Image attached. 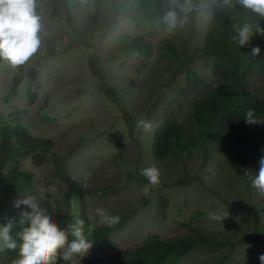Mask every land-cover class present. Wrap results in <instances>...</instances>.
Wrapping results in <instances>:
<instances>
[{"label":"rangeland","instance_id":"rangeland-1","mask_svg":"<svg viewBox=\"0 0 264 264\" xmlns=\"http://www.w3.org/2000/svg\"><path fill=\"white\" fill-rule=\"evenodd\" d=\"M137 1L38 0L44 25L41 47L16 69L0 62V116L53 142L51 152L66 160L82 189L91 226H105L97 208L125 217L102 246L89 250L88 260L109 264L116 251L139 247L157 234L163 240H209L194 246L179 264H261L264 198L244 171L239 176L236 157L220 154L215 141L200 138L178 162L173 157L156 161L151 154L166 114L176 117L184 139L196 136L191 104L216 83L210 59L195 52L202 49L206 27L223 0H194L183 30L169 33L164 24L152 36L135 22L141 16ZM120 35L130 43L137 35L144 37L145 56L138 60L129 53L120 45ZM163 39L173 43L179 61L165 56ZM186 67L198 81L187 78ZM246 88L252 97L264 96L263 81L252 79ZM29 89L36 92L33 102L26 96ZM141 119L151 123L150 130L137 126ZM241 152L251 163L245 169L258 174L260 164L254 170V159L246 149ZM48 157L36 165L24 155L21 165L31 172L38 191L30 198L56 222L60 185ZM152 166L161 174L156 187L141 175ZM24 209L31 211L27 205ZM213 214L227 216L212 219ZM67 225L61 228L67 230Z\"/></svg>","mask_w":264,"mask_h":264},{"label":"trees","instance_id":"trees-1","mask_svg":"<svg viewBox=\"0 0 264 264\" xmlns=\"http://www.w3.org/2000/svg\"><path fill=\"white\" fill-rule=\"evenodd\" d=\"M161 0H138L136 10L141 13L135 17V22L143 26L146 36L156 34L164 26L161 19ZM258 17L250 12L243 11L239 6L227 7L224 3L212 14L203 35L202 49L196 51L210 59V73L215 79L216 86L206 89L204 95L191 104L192 117L197 124L195 137L184 139L182 128L176 117L170 113L164 116L162 124L154 135L151 154L156 161H163L173 157L176 162L184 152L190 153L196 147L197 139L202 142L215 141L219 153L232 154L241 165L239 176H242L246 167L251 166L247 150L251 159H254V170H258L257 162L264 155V124L248 125L244 120L248 109H253L256 117L264 121V96H251L246 85L252 79L264 82V37L254 35L252 45L261 48L260 55L253 57L249 54V47L240 48L231 37L235 35L233 24L243 25L248 22L257 23ZM264 26V21H261ZM120 35L125 49H129L134 57L142 59L147 53L148 45L144 37L137 35L131 43L130 38ZM161 47L168 59L179 61L175 47L169 40H161ZM188 79L195 78L194 72L186 67ZM198 81V79H193ZM27 99L33 102L36 92L27 90ZM53 142L48 139L33 137L25 129L12 120L0 116V225L6 219L14 218L16 227L13 236L18 240V233L27 225L22 212L24 205L13 207L18 198H29L37 195L38 191L33 183V176L22 168L21 158L27 155L36 165L38 160L48 155L53 166L55 176L59 180L60 193L55 197L57 204V220L59 227L70 224L75 219L85 221V236L92 242L93 247L102 246L112 232L124 221L113 227H94L86 218L84 196L79 183L74 180L67 169L66 160L58 154L52 153ZM39 150L38 154H33ZM246 166V167H245ZM248 169V168H247ZM51 174L47 175V178ZM66 212L61 214L63 207ZM197 232V229H191ZM205 237L195 239L175 238L163 240L157 234L147 236L139 247L116 251L109 260V264H179V259L187 254L199 243L208 242ZM19 258V250L0 252V264H13ZM97 260H88L85 256L76 259V264H97ZM226 262V261H224ZM57 264H72L58 257ZM216 264H222L217 262Z\"/></svg>","mask_w":264,"mask_h":264},{"label":"clouds","instance_id":"clouds-1","mask_svg":"<svg viewBox=\"0 0 264 264\" xmlns=\"http://www.w3.org/2000/svg\"><path fill=\"white\" fill-rule=\"evenodd\" d=\"M227 7L239 6L243 11L250 12L259 18L257 23L248 22L243 25L233 24L235 35L231 37L240 48L249 47V54L258 57L261 48L253 46L251 41L254 35L264 37V0H223ZM38 0H0V62L6 63L13 69L25 65L40 49L43 21L38 13ZM195 10L194 0H163L161 5L164 24L169 33L183 30L189 22V15ZM244 120L248 125L264 124L257 119L253 109H248ZM145 131L151 129L150 122L143 119L137 123ZM258 174L253 175L252 169H244V176L251 179L252 186L260 197L264 198V157L259 161ZM143 175L152 187L160 184V171L152 166L142 169ZM148 195V188H145ZM27 205L30 212H22L27 225L17 235L19 243L13 236L16 227L14 218L6 219L0 225V252L5 250H19V258L13 264H57L58 257L76 264L77 258L86 256L93 244L85 236V221L75 219L62 229L46 210H41L32 198H18L13 207ZM96 214L99 223L113 227L120 222L118 215L110 214L106 209L97 208ZM227 216L212 215V219L223 220ZM69 236L72 239H69ZM264 264V254L259 256Z\"/></svg>","mask_w":264,"mask_h":264}]
</instances>
